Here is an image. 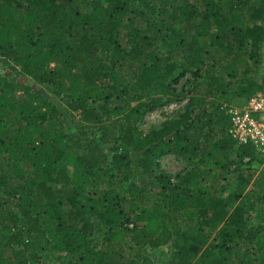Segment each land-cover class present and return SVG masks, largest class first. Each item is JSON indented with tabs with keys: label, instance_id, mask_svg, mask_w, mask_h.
Wrapping results in <instances>:
<instances>
[{
	"label": "trees",
	"instance_id": "trees-1",
	"mask_svg": "<svg viewBox=\"0 0 264 264\" xmlns=\"http://www.w3.org/2000/svg\"><path fill=\"white\" fill-rule=\"evenodd\" d=\"M262 18L264 0H0V264H155L169 244L164 264H264V154L228 112L264 88Z\"/></svg>",
	"mask_w": 264,
	"mask_h": 264
},
{
	"label": "rangeland",
	"instance_id": "rangeland-1",
	"mask_svg": "<svg viewBox=\"0 0 264 264\" xmlns=\"http://www.w3.org/2000/svg\"><path fill=\"white\" fill-rule=\"evenodd\" d=\"M258 23H263L264 24V18L261 20L256 21ZM190 38L193 39V44H191L190 47H187V51H192V46L199 44V40L192 36L189 35ZM212 36V35H211ZM194 48V47H193ZM258 65L256 71L253 73V78L262 81L264 77V46L262 50H260L259 56H258ZM2 69H7V66H2ZM189 76V75H188ZM190 78V77H188ZM187 76L182 78L180 83L175 85L174 87L176 88V94L182 90V86L188 79ZM247 101V98L244 96H240L237 99L234 100V105L236 106H241L243 103ZM188 102V98H184L183 96H180V99L175 100L173 102H170L164 106H159L153 109L151 112H149L143 120L140 122V127L144 129H150V128H155V127H160L167 119L169 118H175L180 116L182 113V110L185 108L186 104ZM160 172L167 174L172 182L174 184L180 183V180L182 179L181 176L185 173V168L188 165L184 160L181 158L177 157L173 153L166 154L162 156L160 159ZM256 178L260 182H256L255 180L253 181L252 184L256 186L257 190L259 192L264 193V183L261 182V180H264V169L260 171ZM230 189L222 192V196L226 199V201L231 205L234 206L236 204L235 198H234V187L232 184H229ZM238 188H236L237 190ZM239 190V189H238ZM263 244V243H262ZM151 256L155 260V264H164V261L170 260L174 256V249L171 244L168 246H165L164 248H161L159 250H153L150 251ZM262 257V260H264V254Z\"/></svg>",
	"mask_w": 264,
	"mask_h": 264
},
{
	"label": "built area",
	"instance_id": "built-area-1",
	"mask_svg": "<svg viewBox=\"0 0 264 264\" xmlns=\"http://www.w3.org/2000/svg\"><path fill=\"white\" fill-rule=\"evenodd\" d=\"M228 112L232 136L241 143L255 145L264 154V88L252 94L243 105H231Z\"/></svg>",
	"mask_w": 264,
	"mask_h": 264
}]
</instances>
